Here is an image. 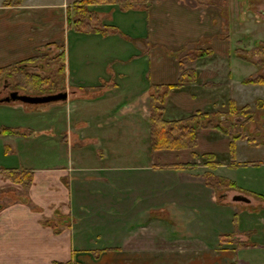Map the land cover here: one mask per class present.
Instances as JSON below:
<instances>
[{
    "label": "crops",
    "instance_id": "0c3cea01",
    "mask_svg": "<svg viewBox=\"0 0 264 264\" xmlns=\"http://www.w3.org/2000/svg\"><path fill=\"white\" fill-rule=\"evenodd\" d=\"M75 1L80 0H0V68L32 57L47 42L55 46L63 40L66 10ZM188 3L153 0L125 11L116 4L92 5L105 24L117 29L77 32L84 39L76 48L82 60L75 62L73 72L65 66L61 91L67 99L2 124L12 131L0 134L5 146L26 133L47 137L44 148L37 147L34 156L27 153L34 164L18 170L30 174L27 188L13 184L8 170L0 171V192L5 193L0 201V264H264V243L250 240L245 230L222 240V231L209 235L201 227L193 237L198 227L189 223L183 226L186 233L173 237L174 226L148 217L166 205L174 212L186 209L199 197L229 205L242 202L232 200L236 194L248 197V203L253 195H264L258 190L264 164L256 165L259 173L252 169L254 163L237 158L239 144L257 147L264 142L239 138L231 155L227 134L199 129L192 151L212 156L202 166L188 149L150 152L152 87L177 84L178 59L192 48L212 53L185 66L194 70V81L166 90L165 120L226 112L230 100L249 107L250 100L255 106L264 102V85L243 84L248 75L234 73L245 65L232 54L242 47L232 48L230 35L221 39L217 19ZM244 166L252 173H242ZM207 172L235 183L240 191H224L217 199L205 183ZM7 189L24 194L12 201ZM144 214L148 225L139 226L142 233L135 238L127 223L144 221ZM98 238L109 243L107 248H89Z\"/></svg>",
    "mask_w": 264,
    "mask_h": 264
},
{
    "label": "rangeland",
    "instance_id": "374dc122",
    "mask_svg": "<svg viewBox=\"0 0 264 264\" xmlns=\"http://www.w3.org/2000/svg\"><path fill=\"white\" fill-rule=\"evenodd\" d=\"M150 1L153 0H148V2ZM181 1L189 2L190 4H188L191 8L197 7V11L201 13V15L205 13L210 17H215L214 19H217L218 21L217 24L220 29L219 35L221 36V39L223 37L228 38V35H230L229 44L232 48L239 45L242 48L250 49L257 43L264 42V0H256L252 4H250L248 0H210L206 1L205 4H199V2H196L195 0ZM70 4L72 5L73 3L70 2ZM118 31L119 32H117V35H121L123 33L119 28ZM63 38L64 39L58 42L55 46L51 45V43H48L46 41L47 39H44L43 41L47 42L45 46L38 49L36 54H33L32 57L35 56L38 57V59L28 65L27 70L29 72L38 73L41 76H47L50 81L49 83L41 87V90L37 89L34 91H28L26 92V94L41 95L53 93L55 91H51V89L48 88L50 84H55L57 89L63 88V84L61 81L62 76L60 72H58L61 63L53 60V57L56 56L60 51L59 46H63L64 48V65L66 66V68L69 67L71 72H73V70L75 69V62L77 64L78 61L82 60L81 58H79L78 49H76L78 47V44L84 40L82 39L81 34L73 31V29H68L65 26V35ZM238 39L239 43H237ZM139 46L141 47L140 44ZM142 46L144 45L142 44ZM68 49L70 54L69 57ZM99 62L100 60L96 61L95 64H98ZM92 64L95 65L94 63ZM241 66L242 67L238 71H236L235 68L233 69L235 74L240 73L245 76H249L255 72V68L252 65L245 64ZM65 73H67L66 70ZM64 78H66V76H64ZM3 86H5V89L2 88ZM250 88L253 90V87ZM0 89L4 90L2 91V94L0 93V97L4 94H7V92L9 91H12L14 89L12 87V81L0 79ZM249 94L250 93H248V96ZM246 99L249 100V98ZM55 103L31 105V107L26 106L25 104L20 102H17V104H15L17 106H13V104L0 103V132L3 129L2 124L8 122L11 125L12 120L17 116L25 118L30 114V111H43L46 108L52 107V105H54ZM250 103V111L253 114L254 122L246 124L240 123L244 122L243 116H241L242 118L233 117V119H237V129H240L239 131H241L242 133V136L240 137L241 139L251 138V141L253 142L257 141L259 143H262L264 142V102L261 101V105L258 104V106H255L252 100H250ZM28 118L29 116L27 117V119ZM15 135L19 136V134ZM46 137L47 135L45 133H26L21 135L20 140L16 143L8 142L7 146H5V142L1 140L0 171L9 170L10 168H14L15 170L17 169L18 171L22 170V168L25 166H32V164H34V160H30V156L27 155V153L33 155L37 147L41 148L42 145H44L43 142L44 138ZM237 158L238 160L244 161V164H247V162L249 164L254 163L251 164L254 165L252 166V169H254L255 171L259 170V173H261L262 169H258L259 166L256 165L260 163L264 164V145H259L256 147L254 144H239ZM206 159V157L198 155V164L202 166ZM244 167L242 168V173H244V171L252 173L253 170H251L250 167ZM9 187L16 186L9 184ZM11 189H7L8 191H10V194L13 193L11 194V197L9 196V200H20L24 194L23 190L15 193L13 190H15L16 188L13 190ZM258 190L259 192L261 191L260 193L264 194L263 182L258 184ZM4 194L5 193L0 192V201ZM216 196L218 197V193H216ZM221 197L223 196H221V193H219V198L217 199H222ZM226 198L228 200H231V196H228ZM194 200H196L194 201V205L186 209L176 211L177 208H175L174 212V210L170 209V205H166L160 210H151L148 217L152 218L150 221L160 218L161 221L174 226L175 229H173L172 231L173 237L181 236L183 233H186L187 231L183 230L184 224L192 223L194 225H197L198 227L195 230L193 237L197 235L198 229H200L201 231V227H204L202 229H206L209 235L222 231L219 236L223 235L224 232H227V229L231 231V233L239 230H245L246 234H248L249 236L251 235L250 240H257L264 243V227H262L264 226V200H258L254 198L251 199V203L235 202L229 205H221L219 201H217V204H211L207 199L203 197H199ZM172 201H174V199H172ZM146 216L147 215L144 214V221L127 223L128 227H134L135 238H140L142 233L141 229L138 230L137 228L143 225L146 226V224L148 225L146 221L148 217ZM160 238L157 237L156 240ZM108 244L109 243L107 241L100 240V238L93 239V242L90 243L89 248H100V250H104L105 248H107ZM260 255H264V251H261Z\"/></svg>",
    "mask_w": 264,
    "mask_h": 264
},
{
    "label": "trees",
    "instance_id": "16d2710c",
    "mask_svg": "<svg viewBox=\"0 0 264 264\" xmlns=\"http://www.w3.org/2000/svg\"><path fill=\"white\" fill-rule=\"evenodd\" d=\"M199 4H205L210 0H195ZM250 4L256 0H248ZM259 1V0H257ZM95 4H116L120 10H129L137 7L139 4H149L148 0H80L75 1L66 10V24L68 29H73L79 33H100L106 34L110 31H116V26L113 24H105L101 20L100 13L91 8ZM135 41V40H134ZM59 53L54 56L53 60L61 63L58 72H60L62 78V84L65 73V51L63 46H59ZM212 53L210 49H196L192 48L187 51L178 59L180 74L178 83L175 85H169L166 87L153 86L152 92L149 96V142L150 152H156L161 150H193L197 145V131L199 129H215L227 134L230 139V151L231 155H234L233 141L239 139L242 136L240 129H237V119L233 117H244V122L240 123H252L254 117L250 111L249 105L241 107L236 106L233 100L228 103V109L226 112H214V113H201L197 112L194 115L183 120L167 121L163 117V98L164 93L171 87L180 86L185 82L194 81L195 74L193 69H186L185 66L188 63L194 62L198 58L208 56ZM232 54L245 64L252 65L255 68V72L242 79L243 84H261L264 85V42L257 43L250 49L240 48L234 49ZM38 57H30L20 63L7 65L0 68V79H6L12 81V87L23 93L28 91H34L42 89L45 84L49 83L47 76H41L35 72H29L28 65L33 63ZM63 86V85H62ZM48 88L51 91H55L57 87L55 84H50ZM163 88V89H162ZM259 104V103H258ZM30 106V105H27ZM242 118V117H241ZM238 131V132H237ZM10 129H2L0 134H10ZM192 157L198 158V155L192 151ZM207 159H212L210 154L203 155ZM212 166L216 163L211 161ZM7 175L13 183L21 184L25 188L31 182V176L29 173L8 170ZM204 180L207 186L211 187L216 193H223L227 190H239L235 183L213 175L210 172L204 174ZM248 194V192H247ZM250 194V193H249ZM253 194V193H251ZM258 200H264V195H253ZM60 221V220H59ZM51 222L46 221V225H50ZM57 233V232H55ZM232 236L230 234H223L220 238L228 239ZM55 264H75L71 262L67 263H55Z\"/></svg>",
    "mask_w": 264,
    "mask_h": 264
},
{
    "label": "water",
    "instance_id": "95a60500",
    "mask_svg": "<svg viewBox=\"0 0 264 264\" xmlns=\"http://www.w3.org/2000/svg\"><path fill=\"white\" fill-rule=\"evenodd\" d=\"M66 91H58L49 94H41V95H30L19 91H12L9 95L3 99H0V103H8L12 102H20L26 105H38V104H47L65 101L67 99ZM233 201H242L245 203L249 202V198L242 195L236 194L232 196Z\"/></svg>",
    "mask_w": 264,
    "mask_h": 264
},
{
    "label": "flooded vegetation",
    "instance_id": "af4514ba",
    "mask_svg": "<svg viewBox=\"0 0 264 264\" xmlns=\"http://www.w3.org/2000/svg\"><path fill=\"white\" fill-rule=\"evenodd\" d=\"M3 89H5V86H3L2 87ZM3 89H0V93L2 94L3 92L2 91H4ZM16 90V89H15ZM14 89L12 90V91H15ZM12 91H9V92H7V94H4L3 96H1L0 97V99H3V98H5V97H7L8 95H9V93L10 92H12ZM16 91H18V90H16ZM58 91H61V88L60 89H56V91L55 92H58ZM21 92V91H20ZM5 103V102H4ZM8 103H17V102H12V101H10V102H8ZM31 106V105H30Z\"/></svg>",
    "mask_w": 264,
    "mask_h": 264
}]
</instances>
